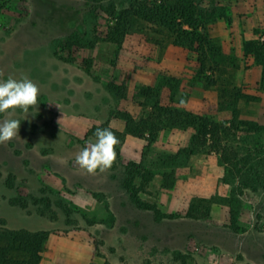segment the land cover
<instances>
[{"label": "rangeland", "instance_id": "374dc122", "mask_svg": "<svg viewBox=\"0 0 264 264\" xmlns=\"http://www.w3.org/2000/svg\"><path fill=\"white\" fill-rule=\"evenodd\" d=\"M132 1L0 0L2 78L27 76L40 90L37 108L27 116L16 110L18 136L0 144V227L49 231L40 264H264V130L230 138L241 174L227 181L217 155L178 154L189 130L165 129L148 150L145 140L125 135L104 172L88 174L76 164L86 142L95 140L86 132L106 121L122 132L116 113H145L139 89L163 77L181 82L175 99L163 92L164 103L218 121L236 114L264 127L262 67L248 66L241 51L244 38L264 41V0H193L200 11L214 12L207 32L219 51L205 72L216 81L211 86L197 77L196 55L155 25L133 22L119 49L102 39L112 25L110 8L118 12ZM75 38L94 46L68 52L65 41ZM83 59L91 60L90 68L81 66ZM108 82H124L126 99L109 91ZM232 90L255 100L232 104ZM5 118L0 114V122ZM143 155L153 177L141 200L166 214H184L194 198L234 196L238 229L222 204H213L206 220L156 221L151 211L137 209L123 183L127 163H140ZM164 173L171 175L169 190L162 187ZM9 174L13 188L4 185ZM134 182L140 187L143 181ZM15 198L27 206L11 205Z\"/></svg>", "mask_w": 264, "mask_h": 264}, {"label": "trees", "instance_id": "16d2710c", "mask_svg": "<svg viewBox=\"0 0 264 264\" xmlns=\"http://www.w3.org/2000/svg\"><path fill=\"white\" fill-rule=\"evenodd\" d=\"M108 14L112 18V25L108 27L102 38L104 41L116 45L119 49L125 37L133 30V22L142 21L155 25L165 30L172 37L175 45H182L196 55L198 78L205 80L210 86L216 84L214 79L205 75L210 57L215 56V52L219 51L217 46L212 45L211 37L207 32L208 23L214 20V12L200 11L193 0H134L118 12L113 7L110 8ZM224 19L230 25V18L225 16ZM93 46L94 43L92 42H83L82 39L75 38L65 41L64 49L69 52L73 47L91 48ZM241 51L242 60L248 66L257 64L262 67L259 86L264 88V41L253 37L244 38ZM114 56L116 59V55ZM115 59L112 62L113 65ZM80 64L83 68H90L92 63L90 59H83ZM180 84L181 82L177 78L163 77L157 86L139 89L140 96L144 98L140 104L143 107H148L145 113L134 116L128 112L118 111L116 117L124 123L122 132L113 129L109 121H106L100 125L92 126L84 137L95 138L93 133L97 128H110L120 141L115 148L118 154L125 135L145 140V149L148 150L165 129L189 130L187 146L181 149L178 154L192 156L201 152L213 153L217 155L219 164L225 169L224 181H227L229 177L240 175L239 155L232 146L230 138L236 136L240 130L260 132L264 130V127L251 121L239 120L236 114H232L226 121H218L213 115H197L164 103L163 98H161L163 92H166L171 99H175ZM106 87L119 100L126 99L127 87L124 82L119 85L108 82ZM229 98L232 100V104L238 99L255 100L254 97L243 95L237 90L230 91ZM144 160L143 155L140 163H127L126 178L123 183L137 209L151 211L156 221L177 218L206 220L210 217L211 206L222 204L229 207L230 226L235 230L238 229L236 224L238 201L234 196L229 198L216 196L194 198L184 214H166L156 206L141 200L138 196L139 193L145 190L144 185L153 177V172L145 169ZM135 177H140L143 181L140 187L135 184ZM14 181L15 177L9 174L4 179V185L7 188H13ZM245 186H249V183L246 182ZM162 187L165 190L173 187L170 174H163ZM10 204L25 208L27 201L23 198H15L10 201ZM50 234L49 231L9 230L0 227V264H40Z\"/></svg>", "mask_w": 264, "mask_h": 264}, {"label": "clouds", "instance_id": "9594fccd", "mask_svg": "<svg viewBox=\"0 0 264 264\" xmlns=\"http://www.w3.org/2000/svg\"><path fill=\"white\" fill-rule=\"evenodd\" d=\"M3 76L0 71V114H6L0 122V144L18 136L21 121L14 118L16 110L20 109L27 116L30 108H37L40 93L39 87L27 76L19 79L11 75L3 79ZM93 135L95 140L86 142L75 161L81 169L94 175L97 170L104 172L112 167L117 158L115 148L120 141L110 128H97Z\"/></svg>", "mask_w": 264, "mask_h": 264}]
</instances>
